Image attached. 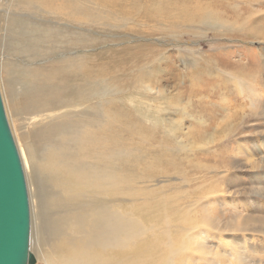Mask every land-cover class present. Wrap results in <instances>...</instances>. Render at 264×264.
<instances>
[{
    "label": "rangeland",
    "instance_id": "obj_1",
    "mask_svg": "<svg viewBox=\"0 0 264 264\" xmlns=\"http://www.w3.org/2000/svg\"><path fill=\"white\" fill-rule=\"evenodd\" d=\"M263 14L264 0H0L35 264L73 260L43 247L62 211L103 209L140 233L112 264H238L224 240L264 220V102L240 94L264 100Z\"/></svg>",
    "mask_w": 264,
    "mask_h": 264
},
{
    "label": "bare ground",
    "instance_id": "obj_2",
    "mask_svg": "<svg viewBox=\"0 0 264 264\" xmlns=\"http://www.w3.org/2000/svg\"><path fill=\"white\" fill-rule=\"evenodd\" d=\"M41 1H43V3L50 2V0ZM262 16H264V14ZM262 16H260V18H262ZM252 29H254V27H252ZM261 59H263L264 66V56H262ZM252 81L259 84L260 87L263 86L264 89V74L255 76ZM240 94H251L253 95L252 97L255 98V100L252 99L254 102L258 100L264 102L261 93L255 87L253 89L246 87ZM65 112L66 111H62L47 118L50 120L56 119L57 117L62 118V116H65ZM214 122L215 121H210V126L213 125ZM21 158L23 166L28 171L29 162L25 159L23 154H21ZM62 206L61 202L56 200L54 206L56 209L54 210H58L62 208ZM61 213L62 216L52 221V226L48 229L49 239H46L43 247L50 248V253L57 256L61 253V249H66L70 255L74 256L73 260L68 261L67 264H94L90 261L92 255L99 258L104 257L106 264H112L114 260L112 255L113 252L116 253V251H120L125 254L138 242L140 233L137 225L133 226L130 219L121 218L119 214L117 215L109 209L94 211L78 210L75 212L62 211ZM249 222L250 221H248L249 227L243 230L246 234L242 232L244 236H248L247 239L245 237L238 238L230 235L229 239H225L224 242L223 239L218 237H216V240L220 239L221 242L230 245L229 251H231L229 255L232 260L237 261L238 264H263L258 258H255L257 248L254 250V248L251 247L247 248L246 245L248 243L247 241H250V237L252 239L257 237L260 240L259 243L264 244V220L258 221L260 226L252 224L253 222ZM233 228L232 231H238L239 226H234ZM252 252H254V254ZM79 254H82L83 258H78L77 255ZM171 263L174 264L173 262ZM229 264H231V262H229Z\"/></svg>",
    "mask_w": 264,
    "mask_h": 264
},
{
    "label": "water",
    "instance_id": "obj_3",
    "mask_svg": "<svg viewBox=\"0 0 264 264\" xmlns=\"http://www.w3.org/2000/svg\"><path fill=\"white\" fill-rule=\"evenodd\" d=\"M25 176L0 95V264H35Z\"/></svg>",
    "mask_w": 264,
    "mask_h": 264
}]
</instances>
